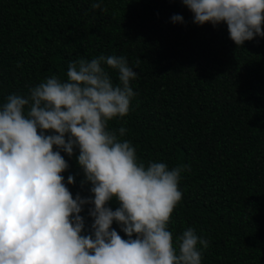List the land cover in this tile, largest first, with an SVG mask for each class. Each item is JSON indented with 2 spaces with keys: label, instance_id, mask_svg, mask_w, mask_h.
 <instances>
[{
  "label": "trees",
  "instance_id": "trees-1",
  "mask_svg": "<svg viewBox=\"0 0 264 264\" xmlns=\"http://www.w3.org/2000/svg\"><path fill=\"white\" fill-rule=\"evenodd\" d=\"M93 2L0 0V106L47 77L67 80L73 60L124 56L138 74L136 96L109 129L125 127L122 139L145 165L191 169L181 173L169 223L174 242L192 227L209 241L202 264H264V38L239 48L226 23L195 24L181 0H102L106 11ZM177 14L184 23L172 22ZM62 155L73 197L90 196L80 187L78 150ZM82 215L87 231V207Z\"/></svg>",
  "mask_w": 264,
  "mask_h": 264
},
{
  "label": "clouds",
  "instance_id": "clouds-1",
  "mask_svg": "<svg viewBox=\"0 0 264 264\" xmlns=\"http://www.w3.org/2000/svg\"><path fill=\"white\" fill-rule=\"evenodd\" d=\"M181 2L197 25L226 23L239 48L264 38V0ZM91 8L106 11L102 0ZM171 19L184 23L178 14ZM137 75L124 56L78 58L67 80L53 75L26 95L7 96L0 106V264H202L209 241L188 227L174 242L169 230L183 196L181 173L190 166L145 165L122 139L127 129H109L129 114ZM62 153L76 155L80 187L90 196L73 197L67 185L76 181L69 175L65 184Z\"/></svg>",
  "mask_w": 264,
  "mask_h": 264
}]
</instances>
